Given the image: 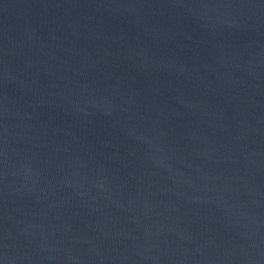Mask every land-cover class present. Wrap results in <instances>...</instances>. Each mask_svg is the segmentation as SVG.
<instances>
[{
  "label": "water",
  "instance_id": "95a60500",
  "mask_svg": "<svg viewBox=\"0 0 264 264\" xmlns=\"http://www.w3.org/2000/svg\"><path fill=\"white\" fill-rule=\"evenodd\" d=\"M0 264H264V0H0Z\"/></svg>",
  "mask_w": 264,
  "mask_h": 264
}]
</instances>
